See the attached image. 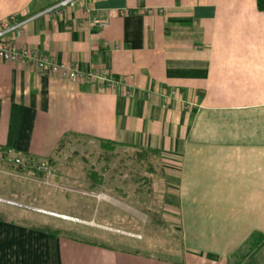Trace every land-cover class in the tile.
I'll return each instance as SVG.
<instances>
[{
    "label": "crops",
    "instance_id": "0c3cea01",
    "mask_svg": "<svg viewBox=\"0 0 264 264\" xmlns=\"http://www.w3.org/2000/svg\"><path fill=\"white\" fill-rule=\"evenodd\" d=\"M57 1L0 0V21L33 17L15 38L19 46L132 77L134 93L124 85L100 91L97 82L0 56V145L45 160L74 140L157 150L164 176L158 223L169 235L148 244L140 225H118L145 219L128 194L119 198L106 184L100 198L67 197L73 213L54 210L79 220L36 211L58 219H0V264H236L237 252L252 249L250 237L264 234V11L257 0H90V17L107 18L105 27L88 25L83 3L43 14ZM93 172L70 166L53 178L95 191ZM23 177L47 185L41 174ZM241 264H264V244Z\"/></svg>",
    "mask_w": 264,
    "mask_h": 264
},
{
    "label": "rangeland",
    "instance_id": "374dc122",
    "mask_svg": "<svg viewBox=\"0 0 264 264\" xmlns=\"http://www.w3.org/2000/svg\"><path fill=\"white\" fill-rule=\"evenodd\" d=\"M64 151L61 156H67L64 158V160L62 159L60 164L56 165V169L61 170L64 169V167L70 166L86 167L91 171L100 173V175H102V182L97 185V188L99 189H95V191L99 192L100 197L103 194L101 190H104L106 184H110L112 187L114 186V188H117L115 194L119 196V198L122 195L128 194L126 196L128 197L127 199L130 202L136 204L138 208H140V215H142L141 217L145 219V223H139L137 222V220H135L134 222L133 220H131L130 222L126 221V223L117 224L123 227H132V225L136 227L140 225L139 228L141 230V233H144V236H146V242L148 244L149 242H152L155 237L162 233L163 236H158L161 237V239L160 241H157L156 244L160 245V243H164L165 238L167 239V235H169V228L168 225L163 221H161L160 224L158 223V221L161 220V214L164 211V209L162 208V193L158 185L162 184L160 181V179L162 180L161 174L156 173L153 176V183L142 184V181L136 182L134 178L138 177V173L148 176L150 175V173L139 167L138 164L134 162L135 160L132 157V149L124 150L122 148H117L116 150L112 151V153L110 154V159L108 161L103 158V149L101 148L99 142L96 144H88L80 140H74L71 142L68 148L64 149ZM73 156H79L83 159L75 162V164H73L72 162L69 163L70 159ZM24 174L35 176L38 173H24L23 170L18 167L12 166L11 164L0 163V195L12 197V199L31 207L26 208L14 205H12L13 207L7 206L8 211H6L5 214L8 215L9 218H17L23 221L32 222L34 224H37L38 222L44 224V220L42 219H46L47 221H54L53 219H58H49L38 214H34L38 212L36 209L45 208L35 207L33 205L52 208L45 209L48 211L60 210L72 213L76 211L73 205V201H65V199L67 197L76 198V196L74 195H79V193H76L67 188H60L59 184L66 185L65 182L55 181V179L52 178L53 182L57 184L58 187L42 185L32 182L31 180L23 177ZM70 184L75 183L71 182ZM67 186L69 185H66V187ZM118 203L121 202L119 201ZM69 222L74 223L72 221ZM65 223L66 226L69 225V223ZM49 226L55 227V224L53 225L49 223ZM153 245L154 242L152 244V247H154ZM135 246L141 248L137 244Z\"/></svg>",
    "mask_w": 264,
    "mask_h": 264
},
{
    "label": "built area",
    "instance_id": "2783aa9c",
    "mask_svg": "<svg viewBox=\"0 0 264 264\" xmlns=\"http://www.w3.org/2000/svg\"><path fill=\"white\" fill-rule=\"evenodd\" d=\"M89 1L90 0H58L51 7L45 9L43 11V14L47 13L60 16L71 8H74L79 4L83 3L87 6V17H90L91 8L89 7ZM159 11L162 12L164 11V9L160 8ZM147 12L152 13L153 10L148 9ZM32 18L33 17L18 18L15 16H11L0 21V56L3 59L11 62H23L29 64L37 68L41 73H58L62 77L75 78L80 81H94L99 83L100 91H106L108 89H113L118 85H124L126 94L129 96L133 95L134 86L130 82L132 77L128 78L127 76H115L106 71H86L81 69L80 64L78 62H73L71 64H60L53 58L50 53L40 52L37 48L19 46L15 41V38L24 34L25 25ZM88 23V25H90L91 27H105L108 24V19L90 17L88 19ZM173 93L174 91L172 90L171 94ZM167 97H170V95ZM65 157L60 156L55 160L37 159L29 155L17 154L12 149L5 148L0 145V163L11 164L12 166L18 167L22 170L40 173L42 175V178H40V180H42L45 184L51 186H53L52 178L56 170V165L60 164L62 159L64 160ZM59 187L65 189L67 188L69 190L80 193L81 195H88L98 198L100 197L98 191L78 190L76 188L63 187L61 185H59ZM0 202L19 207L31 208L29 205H25L18 201L6 199L3 197H0ZM36 210L38 212H42L52 216L79 220L76 217H71L55 211H48L45 209ZM127 234H130L132 236H140V234L137 233L127 232Z\"/></svg>",
    "mask_w": 264,
    "mask_h": 264
},
{
    "label": "trees",
    "instance_id": "16d2710c",
    "mask_svg": "<svg viewBox=\"0 0 264 264\" xmlns=\"http://www.w3.org/2000/svg\"><path fill=\"white\" fill-rule=\"evenodd\" d=\"M257 5L260 10L264 11V0H257ZM99 144L101 148L103 149V153H102V155L104 156L103 158L106 159L107 161L110 159V154L112 153V151L116 150L117 148H122L124 150H127V149L133 150L132 157L135 160L134 162H136L139 167H141L142 169L150 173L149 176L138 173L139 174L138 177L134 178L136 182L142 181V184L153 183L154 182L153 176L156 173L161 174V177L164 178L162 169L161 170L159 169L160 165L155 160V157L158 155L157 150L150 149V148H144V147H137V146L129 145V144L117 143L111 140H100ZM157 168H158V171H157ZM37 175H40V173ZM92 175L96 179L97 184H100L102 182V175H100V173H96V171H94ZM0 204L9 206V207L12 206V205H9L3 202H0ZM6 211H8V209H2V210L0 209V219L1 220L5 219L6 217L9 218V216L5 214ZM263 244H264V234H261V233L253 234L250 237L249 241L247 242V246L248 247L251 246L252 249L248 251L246 254H240V251L239 253L237 252V263L236 264H241L245 259L251 257L256 252V250H258Z\"/></svg>",
    "mask_w": 264,
    "mask_h": 264
}]
</instances>
